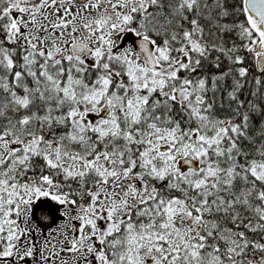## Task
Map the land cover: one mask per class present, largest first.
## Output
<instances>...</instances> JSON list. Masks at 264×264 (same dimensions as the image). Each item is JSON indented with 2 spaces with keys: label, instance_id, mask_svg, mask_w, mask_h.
<instances>
[{
  "label": "snow or ice",
  "instance_id": "1",
  "mask_svg": "<svg viewBox=\"0 0 264 264\" xmlns=\"http://www.w3.org/2000/svg\"><path fill=\"white\" fill-rule=\"evenodd\" d=\"M0 264H264V0H0Z\"/></svg>",
  "mask_w": 264,
  "mask_h": 264
}]
</instances>
